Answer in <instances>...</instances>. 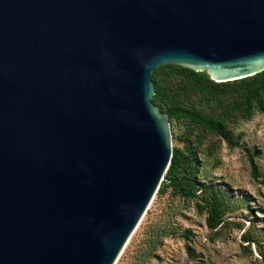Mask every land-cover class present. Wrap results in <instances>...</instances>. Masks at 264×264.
<instances>
[{"label":"water","instance_id":"95a60500","mask_svg":"<svg viewBox=\"0 0 264 264\" xmlns=\"http://www.w3.org/2000/svg\"><path fill=\"white\" fill-rule=\"evenodd\" d=\"M264 71V0H0V264H116L172 157L163 65Z\"/></svg>","mask_w":264,"mask_h":264},{"label":"rangeland","instance_id":"374dc122","mask_svg":"<svg viewBox=\"0 0 264 264\" xmlns=\"http://www.w3.org/2000/svg\"><path fill=\"white\" fill-rule=\"evenodd\" d=\"M173 129L176 139L173 141L171 136V146L185 151L184 142L189 143L191 151L187 155L197 163L199 180L225 190L233 201L246 199L248 203L232 207L227 215L229 225L214 234L205 226V214L198 213L193 203L168 194L159 199L155 195L116 264H140L141 247L148 240L160 239L144 235L145 228L166 233L145 264H264L255 247L251 246L252 254L244 249L247 243L242 239L250 229L264 249V114L229 126L238 142L234 148L182 121H176ZM253 153H258L254 160L260 175L258 182L250 177L248 154ZM185 231L190 232L188 238L183 237Z\"/></svg>","mask_w":264,"mask_h":264},{"label":"trees","instance_id":"16d2710c","mask_svg":"<svg viewBox=\"0 0 264 264\" xmlns=\"http://www.w3.org/2000/svg\"><path fill=\"white\" fill-rule=\"evenodd\" d=\"M154 95L151 102L167 115L171 127L172 140L176 139L173 126L176 121L197 127L202 133L215 135L228 147H238L229 126L239 121H248L256 114H264V71L241 80L215 83L205 72H195L176 65H163L151 73ZM185 151L172 147V157L164 180L156 193L159 199L166 194L179 198L182 202H191L198 213L205 214V226L214 234L229 225L227 215L232 207L240 208L247 204L246 199L233 201L228 193L213 183L199 180L197 163L188 156L189 143ZM258 153L248 154L250 177L258 182L259 172L255 163ZM235 202L236 204H232ZM242 228V227H241ZM152 231V232H151ZM143 234L160 239L148 240L141 247L140 264L152 258L158 248L163 230L144 229ZM162 234L159 235L158 233ZM189 231L183 233L188 238ZM242 239L244 247L252 254L251 246L264 261V249L257 235L246 230Z\"/></svg>","mask_w":264,"mask_h":264}]
</instances>
